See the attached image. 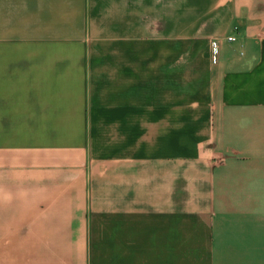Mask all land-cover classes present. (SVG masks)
<instances>
[{
    "label": "crops",
    "instance_id": "0c3cea01",
    "mask_svg": "<svg viewBox=\"0 0 264 264\" xmlns=\"http://www.w3.org/2000/svg\"><path fill=\"white\" fill-rule=\"evenodd\" d=\"M0 264H264V0H0Z\"/></svg>",
    "mask_w": 264,
    "mask_h": 264
},
{
    "label": "built area",
    "instance_id": "2783aa9c",
    "mask_svg": "<svg viewBox=\"0 0 264 264\" xmlns=\"http://www.w3.org/2000/svg\"><path fill=\"white\" fill-rule=\"evenodd\" d=\"M228 41H235V37H229ZM217 46L216 43H213V62H216Z\"/></svg>",
    "mask_w": 264,
    "mask_h": 264
}]
</instances>
